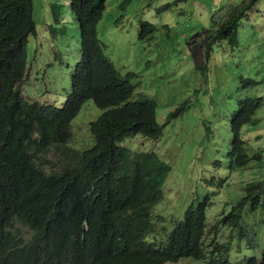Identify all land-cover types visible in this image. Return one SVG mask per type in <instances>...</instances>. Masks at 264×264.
I'll return each mask as SVG.
<instances>
[{"label":"trees","instance_id":"16d2710c","mask_svg":"<svg viewBox=\"0 0 264 264\" xmlns=\"http://www.w3.org/2000/svg\"><path fill=\"white\" fill-rule=\"evenodd\" d=\"M67 1L79 32L81 59L64 105L56 106L29 101L20 89L28 68V39L36 30L34 0H0V197L8 206L7 223L17 216L33 232L31 247L0 249V264L2 255L11 259L10 264H68L64 255L69 251L70 264H164L181 258L264 264V249L261 258L245 256L234 262L228 257L232 243L213 242L216 235L210 236L218 233L220 224L230 226L239 241H256L246 233L242 219L247 206L264 210V179L258 178L210 229L205 195L187 207L181 220L168 229L161 227L168 235L161 248L147 245L146 234L157 224L153 209L163 198L171 166L155 151H137L121 142L136 135L161 137L164 126L158 121L157 102L145 95L132 99L135 84L130 74L123 76L104 51L98 25L107 0ZM259 1L243 0L217 28L214 20L188 40L198 68H206L217 43H238L240 22ZM173 5L166 3L158 10ZM62 6L57 1L50 4L51 33L64 20ZM155 29V24L143 21L140 38ZM90 100L101 110L89 122L93 144L72 152L71 163L62 171L48 172L46 156L55 146L69 143L72 121ZM262 103V98L250 97L234 111L232 147L227 152L231 170L254 158L262 160L260 152L250 155L242 130L254 123Z\"/></svg>","mask_w":264,"mask_h":264},{"label":"rangeland","instance_id":"374dc122","mask_svg":"<svg viewBox=\"0 0 264 264\" xmlns=\"http://www.w3.org/2000/svg\"><path fill=\"white\" fill-rule=\"evenodd\" d=\"M52 1L63 5L64 20L57 24L55 33L50 32ZM242 1L107 0L98 25L104 51L123 76L130 74L137 94L156 100L158 121L164 126L158 140L136 135L121 142L137 151H155L171 166L164 192L173 190L153 209L156 217L166 221L159 223L160 227H169L172 218L182 219L185 209L207 194L212 202L208 208L211 227L223 210H230L244 195L248 182L264 179V0L241 20L238 43H217L204 70L197 67L188 45L194 34L208 28L214 20L217 28ZM172 2L170 9L158 10ZM34 6L36 33L29 37V71L20 88L30 101L62 106L81 54L79 32L67 0H34ZM143 21L156 27L146 38L139 36ZM247 97L263 99L254 118V131L247 132V125L242 128L243 132L246 130L244 139L250 154L258 151L262 160L254 158L232 171L227 162L231 118ZM172 112L177 116L172 117ZM100 113L93 100L82 106L72 121V139L52 149L46 156V169L61 168L67 154L93 144L89 122ZM221 179L224 183H220ZM245 213L257 243L252 247L245 245L240 251L232 250L230 259L234 262L244 255L260 257L264 249V210L250 212L247 207ZM229 234L228 228L220 229L221 239H227ZM167 264L208 262L181 258Z\"/></svg>","mask_w":264,"mask_h":264},{"label":"clouds","instance_id":"9594fccd","mask_svg":"<svg viewBox=\"0 0 264 264\" xmlns=\"http://www.w3.org/2000/svg\"><path fill=\"white\" fill-rule=\"evenodd\" d=\"M36 26H37V24H36ZM50 32H51V26H50ZM35 33H36V30H35ZM35 33H33V34H35ZM33 34H31V35H33ZM30 35V36H31ZM29 36V37H30ZM28 41H29V39H28ZM80 45H81V42H80ZM80 59H81V54H80V58H79V60L77 61V62H79L80 61ZM208 62V61H207ZM77 64V63H76ZM206 65H207V63H206ZM75 67H76V65H75ZM75 67H74V70H75ZM74 70H73V72H74ZM28 71H29V69L27 68V72H26V77H27V75H28ZM73 72L71 73V75L73 74ZM26 77L24 78V80L26 79ZM70 78H71V76H70ZM23 80V81H24ZM23 81H22V83H23ZM21 83V84H22ZM21 86V85H20ZM136 88H137V86L135 85V89H134V94H133V97H132V99L133 98H137V97H139L141 94H137V92H136ZM21 89V88H20ZM71 90V82H70V88H69V91ZM22 92V91H21ZM24 95V94H23ZM67 96H68V94H67ZM145 96H147V95H145ZM149 97V96H148ZM150 98H152V97H150ZM247 98H250V97H247ZM247 98H245V99H247ZM27 99V98H26ZM152 99H154V98H152ZM28 100V99H27ZM30 101V100H29ZM241 103V102H240ZM185 103H183V104H181V105H184ZM64 105V104H63ZM62 105V106H63ZM236 110V109H235ZM234 110V111H235ZM173 113V112H172ZM233 115H234V112H233ZM233 115H232V117H233ZM175 116H177V115H175ZM175 116H172V117H175ZM232 119V118H231ZM255 123V122H254ZM254 123H251V124H249V125H247V128H246V130H248L247 132H251V131H254ZM246 130L244 131V134H245V132H246ZM232 131V130H231ZM246 144H247V141H246ZM58 146H62V145H57V146H55L54 148H56V147H58ZM231 147H232V141H231ZM53 148V149H54ZM231 149V148H230ZM247 150H248V147H247ZM52 150H50V152H51ZM49 152V153H50ZM258 152V151H257ZM256 152V153H257ZM48 153V154H49ZM255 154V153H254ZM71 155H73L72 153H69V154H67L66 155V164L64 165V166H62L61 168H58V169H56V168H53L52 170H48V172H53V171H62L63 169H65L70 163H71V158H70V156ZM251 155V154H250ZM257 160V159H256ZM48 162H49V160H48ZM250 162V161H249ZM248 162V163H249ZM247 163V164H248ZM49 164V163H48ZM246 164V165H247ZM246 165H244V166H246ZM244 166H242V167H240L239 169H241V168H243ZM46 168V167H45ZM238 170V169H237ZM232 171H235V170H232ZM254 180V179H253ZM224 179H221L220 180V183H224ZM249 183V182H248ZM247 183V184H248ZM246 184V185H247ZM245 185V186H246ZM172 191V190H171ZM171 191H167V192H165L164 193V195H163V198L157 203V205L155 206V208L159 205V204H161L162 202H164L165 200H166V197H167V194L169 193V192H171ZM244 195H245V187H244ZM243 195V196H244ZM206 196H208V201H209V204L211 205L212 204V202H211V199H210V195L209 194H207ZM242 196V197H243ZM241 197V198H242ZM237 202V201H236ZM235 202V203H236ZM234 203V204H235ZM234 204H232V206H234ZM209 205V206H210ZM232 206H231V208H232ZM248 208H249V206H247ZM246 207V208H247ZM154 208V209H155ZM231 208H230V210H228V211H226V210H223L219 215L221 216V214H225V213H228V212H230L231 211ZM246 208L244 209V211H243V219H242V223L244 224V226H245V230H246V233H248L250 236H253L254 237V239H255V233H254V228L252 227H249L250 225L249 224H247V222H246V220H245V218L246 217H248V215H247V213H245V210H246ZM259 208H261L260 207V205L257 207V208H255L254 210H251L250 208H249V211L250 212H252V211H256L257 209H259ZM187 209V208H186ZM185 209V210H186ZM7 213H8V206H7V204H6V202L0 197V249H14V248H23V247H25V246H28V245H30V247L32 246V243H33V238H32V235H33V232H32V230L28 227V226H25L24 224H23V221L22 220H20V219H18L17 218V216L13 219V221L11 222V223H7V221H6V215H7ZM184 214H185V212H184ZM184 217V216H183ZM153 218L157 221V224L152 228V229H150V230H148L149 232L146 234V238H145V241L147 242V245H151V246H153V247H156V248H161V246L164 244V241H165V239H166V236H168L167 234H164V232L161 230V227L159 226V223H166V221H164L163 219H159V217H156L155 216V214H154V212H153ZM217 218V217H216ZM179 220H181V219H179ZM179 220H177V219H174V218H172V220L169 222V227H167V226H165L167 229L168 228H170L171 227V224L172 223H174V221H176V222H178ZM215 221H216V219H215ZM215 221H214V223H215ZM208 223H209V220H208ZM214 223H212V224H214ZM26 228H28L29 229V231H26ZM163 228V227H162ZM211 227H209L208 226V229H210ZM221 228H228L229 230H230V234H229V236H228V238L227 239H225V240H223V239H221V237H220V235H219V232H220V229ZM213 235H216L214 238H217L218 237V239H216L215 241H213V242H218V243H227V242H231L232 243V246H231V250H230V252H229V254H228V257H229V259H230V253H231V251L232 250H234V249H236V250H241L242 248H243V246H247V247H251L252 245L253 246H256V241H251L250 240V237H246V238H244L242 241H239V239H238V237H237V233H234L233 231H232V229L230 228V226H224V225H218V233L217 234H212V235H210V236H213ZM22 237V238H21ZM256 240V239H255ZM249 242H251L252 243V245H250L249 244ZM63 244H65V245H69V242H67L66 240L64 241L63 240V242H62ZM206 243L208 244L209 242H208V239H206ZM70 246V245H69ZM29 247V248H30ZM210 245L208 246V252L210 251ZM29 250H28V255H29ZM27 255V256H28ZM26 256V257H27ZM69 257H70V251L69 252H67V253H65V255H64V261L66 262V263H68V264H70V262H71V257H70V259H69ZM243 257H245V255L243 256ZM243 257L239 260V261H241L242 259H243ZM257 258H261V256L260 257H257ZM10 260L11 259H9L8 257H6V256H4V255H2V263L3 264H10ZM239 261H236V262H239ZM170 262H172V261H168V262H166V263H164V264H167V263H170ZM208 262V261H207ZM238 264V263H237Z\"/></svg>","mask_w":264,"mask_h":264}]
</instances>
